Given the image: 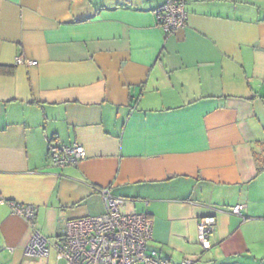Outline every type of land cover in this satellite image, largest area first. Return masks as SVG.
<instances>
[{
    "label": "crops",
    "instance_id": "obj_1",
    "mask_svg": "<svg viewBox=\"0 0 264 264\" xmlns=\"http://www.w3.org/2000/svg\"><path fill=\"white\" fill-rule=\"evenodd\" d=\"M183 1L165 35V0H0V264H55L31 237L102 215L105 188L169 264H264V0ZM48 142L85 159L56 167Z\"/></svg>",
    "mask_w": 264,
    "mask_h": 264
},
{
    "label": "built area",
    "instance_id": "obj_2",
    "mask_svg": "<svg viewBox=\"0 0 264 264\" xmlns=\"http://www.w3.org/2000/svg\"><path fill=\"white\" fill-rule=\"evenodd\" d=\"M157 25L165 35L182 30L186 25L183 0H165L155 10ZM16 64H23L21 58ZM29 64V63H27ZM47 159L56 167L75 166L85 159L81 146L57 147L47 144ZM104 204L100 216L70 220L54 243L35 232L26 248L27 255H48L49 247L65 264H169L155 250L148 249L152 240V223L144 214L125 215L120 212L125 200L114 196L110 188L99 189ZM1 203V201H0ZM14 215L34 227L35 210L32 206L7 203ZM242 205L229 207L231 214L239 215ZM216 220L213 216L197 221V243L202 251L211 249L210 235ZM181 264H192L183 261Z\"/></svg>",
    "mask_w": 264,
    "mask_h": 264
},
{
    "label": "rangeland",
    "instance_id": "obj_3",
    "mask_svg": "<svg viewBox=\"0 0 264 264\" xmlns=\"http://www.w3.org/2000/svg\"><path fill=\"white\" fill-rule=\"evenodd\" d=\"M49 257L50 258H54L55 257V251L52 249V248H49ZM53 263H55V264H64V262L62 261V260H56V262L55 261H53Z\"/></svg>",
    "mask_w": 264,
    "mask_h": 264
}]
</instances>
